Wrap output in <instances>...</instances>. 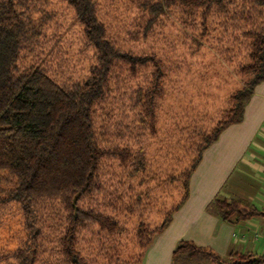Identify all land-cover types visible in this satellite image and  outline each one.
<instances>
[{"label":"rangeland","instance_id":"374dc122","mask_svg":"<svg viewBox=\"0 0 264 264\" xmlns=\"http://www.w3.org/2000/svg\"><path fill=\"white\" fill-rule=\"evenodd\" d=\"M155 1L93 0L105 37L142 59L134 67L121 61L112 65L108 98L96 104V124L102 140L138 151L145 165L144 171L129 174L117 160H104L102 189L79 202L123 228L107 233L89 221L78 230L76 247L98 264L126 258L128 248L138 250L132 245L139 223L157 225L178 201L177 176L196 156L203 134L224 120L230 98L248 77L240 73L250 63V39L244 33L264 26V9L252 3L226 5L207 16L203 9L175 5L151 20L146 4ZM38 6L49 15L39 44L43 63L59 81L83 80L97 55L73 8L64 0H39ZM38 16L40 11L34 12ZM38 207L32 225L39 259L62 264L57 238L66 213L57 200L40 201ZM29 235L18 204L0 205V264H18L13 253L31 248Z\"/></svg>","mask_w":264,"mask_h":264},{"label":"trees","instance_id":"16d2710c","mask_svg":"<svg viewBox=\"0 0 264 264\" xmlns=\"http://www.w3.org/2000/svg\"><path fill=\"white\" fill-rule=\"evenodd\" d=\"M64 1L73 8L97 55L89 75L70 83L59 81L43 63L45 51L39 44L49 15L39 9V0H0V205L18 204L31 237L29 250L13 253L18 264H48L39 259L35 245L39 240L32 225L39 202L45 200H57L66 213L64 230L57 238L62 264H98L88 261L76 247L78 230L89 221L107 233L123 228L111 217L84 208L79 202L85 195L102 189L99 172L104 160H117L120 166L129 168V174L145 170L141 153L115 144L120 141L101 139L95 118L96 104L106 101L110 92L112 65L121 61L134 67L142 59L122 52L105 37L93 0ZM239 2L264 9V0H156L148 2L146 8L153 20L175 5L203 9L207 16L211 10L222 11L226 5ZM37 11L40 16L34 17ZM244 37L250 39V63L240 73L248 77L230 98L232 104L225 111L224 120L209 134H203L196 156L177 176L181 183L178 201L163 213L157 225L139 223L132 245L138 250L128 248L126 258L115 257L106 264H140L153 236L165 229L171 214L186 201L190 175L204 150L226 127L242 120L254 87L264 80V26L244 33ZM206 208L227 223L260 214L240 200L220 196L210 200ZM172 253L171 264L264 263V256L236 252L222 257L189 241H180Z\"/></svg>","mask_w":264,"mask_h":264},{"label":"crops","instance_id":"0c3cea01","mask_svg":"<svg viewBox=\"0 0 264 264\" xmlns=\"http://www.w3.org/2000/svg\"><path fill=\"white\" fill-rule=\"evenodd\" d=\"M243 111L242 120L226 127L204 150L190 175L186 201L153 236L140 264H171L180 241L222 257L236 252L264 256V80ZM216 196L240 200L260 214L224 222L206 208Z\"/></svg>","mask_w":264,"mask_h":264}]
</instances>
